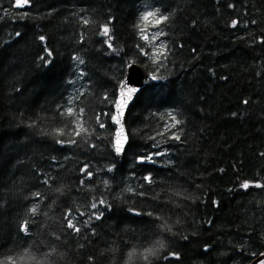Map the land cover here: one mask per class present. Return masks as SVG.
Wrapping results in <instances>:
<instances>
[{"label":"trees","instance_id":"trees-1","mask_svg":"<svg viewBox=\"0 0 264 264\" xmlns=\"http://www.w3.org/2000/svg\"><path fill=\"white\" fill-rule=\"evenodd\" d=\"M157 9L167 21H142ZM131 61L158 79L130 106L117 153L111 117ZM262 253L264 0H0V264Z\"/></svg>","mask_w":264,"mask_h":264},{"label":"snow or ice","instance_id":"snow-or-ice-1","mask_svg":"<svg viewBox=\"0 0 264 264\" xmlns=\"http://www.w3.org/2000/svg\"><path fill=\"white\" fill-rule=\"evenodd\" d=\"M29 2V0H23V3L24 4H27ZM15 3L17 4V5H20L21 4V0H15ZM159 11V9H157V12ZM156 16V13L155 12H147V13H144L143 15H142V17H141V19H142V21H147L150 17H155ZM168 16L167 15H160L158 18H156L155 20H154V23L156 24V25H160V24H162V23H164L165 21H167L168 20ZM84 23H88V21H84ZM233 23V26H235L238 22L237 21H233L232 22ZM109 33H110V29L108 28V26L107 25H105L104 27H103V30H102V35L103 36H106V37H108V46L111 48L112 47V44H111V37H110V35H109ZM158 35H164V33L163 32H160V33H158ZM16 36H20V33L19 32H17L16 33ZM141 38L142 39H144V40H148V36L147 35H145V34H143L142 33V36H141ZM157 37H153V39H156ZM40 40L41 41H44L45 40V37H43V36H41L40 37ZM49 54H51V53H49ZM158 59V57H155V58H153V62L155 63L156 62V60ZM49 63H50V61H49ZM81 63H83V61H81ZM131 65H127V67H130ZM151 79L152 80H157L158 79V77L155 75V74H153L152 76H151ZM138 91V89L137 88H134V87H129L128 85H127V82L126 81H123L122 83H121V85H120V93H119V100L116 102V104H115V107H116V109H117V113H116V115H113L112 117H111V119L116 123V124H120L121 123V119H122V117H123V115H124V109L127 107V103H128V101H130L131 99H132V97H133V94L134 93H136ZM68 112L69 113H71L72 112V109H68ZM172 120L174 121L173 122V124L171 125V127H176V125H178V124H180L181 123V121H179V120H177L174 116L172 117ZM79 126V125H78ZM101 127H103L104 125L103 124H101L100 125ZM81 131H84V132H87V129H83L82 127H81ZM80 133L79 132H77L76 133V135H79ZM173 139H175V140H180V136L178 135V134H175L174 136H173ZM126 140V137H124L123 139L122 138H120V136H119V134H118V136H117V139H116V141H115V145H114V147H115V151L117 152V153H120V152H122L123 150H124V141ZM58 143H64L63 141H57ZM70 143H75V141H70ZM163 153H155L154 155H162ZM152 155H149V156H145V157H141L140 159H141V161H145V160H148V161H151L152 160ZM82 171H86V168L85 169H82ZM88 174V176H91L92 175V173L91 172H88L87 173ZM146 179H150V178H147L146 177ZM106 183V182H105ZM250 185H249V183L248 182H244V183H242L241 184V187L242 188H244V189H247L248 187H249ZM256 187H261L262 185H259V184H257V185H255ZM129 191H131V189H129ZM36 195H39L38 193L36 194ZM99 204L100 205H104L105 204V201L103 200V199H101L100 201H99ZM91 207L92 208H97L98 207V205L96 204V203H93L92 205H91ZM30 211L32 212V213H35L36 212V207H33V208H31L30 209ZM93 215H95V214H93ZM95 218L96 219H100V216H95ZM68 227L69 228H72L75 232H79L80 231V229L78 228V227H76L72 222H71V220H69L68 221ZM21 230L22 231H24V232H27V223H25L23 226H22V228H21ZM149 253H153V250L152 249H145V255H144V259L145 260H148V254ZM154 254V253H153ZM131 253L129 254V256L131 257ZM171 255H176L175 253H172ZM261 255H264V253H262ZM9 260H11V257H9L8 258ZM258 264H264V259H262V260H260L259 262H258Z\"/></svg>","mask_w":264,"mask_h":264},{"label":"water","instance_id":"water-1","mask_svg":"<svg viewBox=\"0 0 264 264\" xmlns=\"http://www.w3.org/2000/svg\"><path fill=\"white\" fill-rule=\"evenodd\" d=\"M22 3H23V1H21V4ZM128 65H131V66L130 67H127L126 77H127L128 72H129L130 73V79L125 80V78H126L125 77L121 81V83L123 81H126L127 82V85L129 87L137 88L138 91H139L145 85V81H146V78L148 76V71H147V69L142 64H140L138 62H135V61L130 62ZM121 83H120V85H121ZM120 85L118 87V94H117L116 102L119 100ZM137 92L134 93L132 99L130 101H128L127 107L124 109V115H123V117L121 119V123L118 125V124H116L113 121L116 124V126H117V129H116V132H115V141L117 139L118 134H119L120 138H122V139L124 137H126V140L124 141V149H125V147L127 145V141H128V133H127L126 126H125L126 115H127V112H128V108L133 103L134 97L137 94ZM116 113H117V109L115 107V113H114V115H116ZM263 257L264 256L261 255L260 258H258L257 260H255L253 262V264H256L257 262H259Z\"/></svg>","mask_w":264,"mask_h":264},{"label":"bare ground","instance_id":"bare-ground-1","mask_svg":"<svg viewBox=\"0 0 264 264\" xmlns=\"http://www.w3.org/2000/svg\"><path fill=\"white\" fill-rule=\"evenodd\" d=\"M23 1V0H22ZM24 3H22V4H20V5H23ZM145 67V66H144ZM146 68V67H145ZM147 69V68H146ZM147 71H148V76H147V78H146V81H145V85L142 87V89L141 90H143V88H145V86L147 85V83L149 82V80H151V76H152V74L149 72V70L147 69ZM126 73H127V69H126ZM126 73H125V76H124V78L126 77ZM123 78V79H124ZM128 79H130V73L128 72V74H127V77L125 78V80H128ZM141 90H139L138 92H137V94L135 95V97H134V100H135V98H136V96L139 94V92L141 91ZM133 100V101H134ZM115 104H116V102H115ZM132 105V104H131ZM129 109H130V107L128 108V111H129ZM114 113H115V105H114ZM114 115V114H113ZM127 115H128V112H127ZM127 115H126V120H125V126H126V130H127V133H128V128H127ZM112 122H113V120H112ZM114 123V122H113ZM114 125H115V127H116V129H117V126H116V124L114 123ZM115 132H116V130H115ZM129 139H130V137H129V133H128V141H127V145H128V143H129ZM114 144H115V140H114ZM127 145H126V147H127ZM126 147H125V149H126ZM125 149L122 151V152H120V153H123V152H125ZM260 256H261V254L259 255V256H257V257H255L254 258V260L250 263V264H253V262L255 261V260H257L258 258H260ZM264 256V255H263ZM262 259H264V257L262 258ZM261 259V260H262ZM257 264V263H256Z\"/></svg>","mask_w":264,"mask_h":264},{"label":"rangeland","instance_id":"rangeland-1","mask_svg":"<svg viewBox=\"0 0 264 264\" xmlns=\"http://www.w3.org/2000/svg\"><path fill=\"white\" fill-rule=\"evenodd\" d=\"M150 11L151 12H155L156 16L155 17H150L149 20H153L154 21L156 18H158L160 16V15H158L157 10H150ZM158 33H160V31H154V36L157 37L155 39V43L158 44L159 46L164 45V39H163L162 35H158ZM257 264H258V262H257Z\"/></svg>","mask_w":264,"mask_h":264}]
</instances>
